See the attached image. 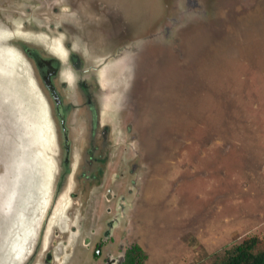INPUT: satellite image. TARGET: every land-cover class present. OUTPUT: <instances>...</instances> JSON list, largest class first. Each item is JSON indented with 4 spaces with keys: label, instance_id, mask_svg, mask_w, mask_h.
<instances>
[{
    "label": "rangeland",
    "instance_id": "rangeland-1",
    "mask_svg": "<svg viewBox=\"0 0 264 264\" xmlns=\"http://www.w3.org/2000/svg\"><path fill=\"white\" fill-rule=\"evenodd\" d=\"M100 1L107 19L82 12L72 33L94 38L73 48L102 68L119 144L102 185L71 181L55 200L51 105L21 45L62 51L61 18L0 0V264H124L132 245L139 264H218L249 237L264 249V0Z\"/></svg>",
    "mask_w": 264,
    "mask_h": 264
},
{
    "label": "flooded vegetation",
    "instance_id": "flooded-vegetation-1",
    "mask_svg": "<svg viewBox=\"0 0 264 264\" xmlns=\"http://www.w3.org/2000/svg\"><path fill=\"white\" fill-rule=\"evenodd\" d=\"M34 1L37 3L36 5L44 8L49 7L54 18H61V20L55 21V33L62 37V51L47 52L41 48L21 45L22 50L32 62L37 78L51 105L59 164L53 194V198L56 200V196L71 181L75 186L80 188L84 186L85 189L94 185H102V178L105 168L108 166L112 148L119 144L113 140L114 133L110 124L101 120L100 117L105 93L100 84L102 68L97 69L86 64L82 55L73 48V44L77 41L83 40L87 43L94 38L89 35L84 37L73 35L76 31L72 33L73 28L79 30L86 25V22L82 20V12H94L95 18L98 19V16H101V20L103 17L107 19L108 15L106 10L105 14L103 12L106 5L104 1L98 3L97 0ZM77 23H80L81 26L74 27ZM69 28L72 29L69 30ZM94 28L99 31L97 25L91 27V29ZM86 29L91 30L87 27ZM120 117L121 113L119 112L116 116L117 121H120ZM131 169L133 170V167ZM119 179L118 173L111 175V180ZM120 190L121 188L117 186L115 197L112 195V198L110 196L112 190L106 189L105 199L107 201L108 199H122ZM78 196V192H72L70 195L73 199L88 198L85 193L83 197ZM74 204H77V201ZM68 215H72L71 211L68 212ZM72 230L74 231L75 228L72 227ZM89 233H92V230H89ZM108 234L107 229L101 232V235ZM86 241L89 242V239L86 238ZM88 242L84 245H88ZM133 246L125 251L124 264L126 252ZM93 249L92 256L97 257V252L102 249L99 241L94 243Z\"/></svg>",
    "mask_w": 264,
    "mask_h": 264
},
{
    "label": "trees",
    "instance_id": "trees-1",
    "mask_svg": "<svg viewBox=\"0 0 264 264\" xmlns=\"http://www.w3.org/2000/svg\"><path fill=\"white\" fill-rule=\"evenodd\" d=\"M259 242L257 237L244 239L227 251L218 264H264V249L256 251ZM144 257L142 249L134 245L126 252L125 264H139Z\"/></svg>",
    "mask_w": 264,
    "mask_h": 264
}]
</instances>
